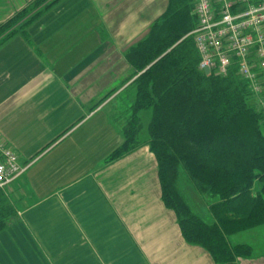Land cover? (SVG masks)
<instances>
[{
  "label": "crops",
  "instance_id": "crops-1",
  "mask_svg": "<svg viewBox=\"0 0 264 264\" xmlns=\"http://www.w3.org/2000/svg\"><path fill=\"white\" fill-rule=\"evenodd\" d=\"M29 1L1 4L17 9ZM124 1L89 2L92 15L78 37L53 41L39 28L8 37L0 136L25 171L2 189L14 214L0 228V264H221L184 236L147 140L114 155L126 141L125 110L134 102L120 98L132 91L126 80L134 72L124 52L169 0L152 11L151 0L140 9L120 6ZM240 242L252 247L251 255L227 264H264L263 246Z\"/></svg>",
  "mask_w": 264,
  "mask_h": 264
},
{
  "label": "trees",
  "instance_id": "trees-1",
  "mask_svg": "<svg viewBox=\"0 0 264 264\" xmlns=\"http://www.w3.org/2000/svg\"><path fill=\"white\" fill-rule=\"evenodd\" d=\"M42 2L22 11L50 7L38 6ZM18 22H4L0 33ZM196 24L190 0H170L147 37L128 51L127 61L134 74H140L128 86L136 95L125 110L126 141L114 155L141 143L140 112L151 110L148 136L143 138L156 155L164 200L178 213L187 241L227 264L252 253L250 245L232 243L230 237L264 225V110L253 103L247 82L234 70L221 77L198 68L190 34ZM14 29L10 35L20 30ZM131 92L120 98L132 100ZM182 178L208 200L212 221L194 213L183 194ZM5 204L0 189V228L14 214Z\"/></svg>",
  "mask_w": 264,
  "mask_h": 264
},
{
  "label": "built area",
  "instance_id": "built-area-1",
  "mask_svg": "<svg viewBox=\"0 0 264 264\" xmlns=\"http://www.w3.org/2000/svg\"><path fill=\"white\" fill-rule=\"evenodd\" d=\"M197 24L190 33L198 68L224 77L232 70L264 108V0H191ZM25 171L16 150L0 136V189Z\"/></svg>",
  "mask_w": 264,
  "mask_h": 264
},
{
  "label": "rangeland",
  "instance_id": "rangeland-1",
  "mask_svg": "<svg viewBox=\"0 0 264 264\" xmlns=\"http://www.w3.org/2000/svg\"><path fill=\"white\" fill-rule=\"evenodd\" d=\"M38 1H40V0H30L22 8L19 7L17 9H12L11 6H4L3 4H1L2 0H0V16L2 14L1 11L4 8H5L4 13L7 16L5 23H7L8 20H10V19L12 20L13 18L18 19V21H20L18 23H15L16 25L13 27V29H12V25H14V24L10 25L11 28L7 27L5 30H3L4 32L2 34L0 33L1 34L0 35V63L2 62L3 64H5V62H6L5 60H7L5 58V53H8L11 51L9 48L5 49L6 48L5 46L8 44V42L10 40V39H8V37L12 36V35H10V33H12L13 30H15L14 29L15 27L17 28V30H19L20 29L19 27H21L20 30L24 29L26 31L24 33H21V31L19 30V32L15 33L18 35L19 34L20 35L21 34H23V35L34 34L36 28H39L40 34L42 32L46 33L45 31L47 30L48 34H50V35L54 34L55 35L53 41H57V40H59V37H61V36L78 37V35L83 34L82 33L83 27L81 24H83L86 19H90L91 18L90 16L92 15V13H90L92 9H90V11H88L89 10L88 8H90L89 2L92 3L93 0H45V2H42L38 6H50L47 9H45L43 7H39L34 13H30V14H28V13L26 14V12L22 11L26 6H36L37 5L36 3ZM144 1L145 0H128V1L125 0L123 3H121L122 5H120V6L128 5L129 8H132V7L136 8L139 6L138 9H140L141 4ZM152 1L153 0H151V6H149L150 11H152L153 9L156 10L158 7H160L159 5L161 4L160 3L161 0L154 1V3ZM169 2H170V0L168 1V5H169ZM190 2H191V0H190ZM144 4H145V2H144ZM124 13H125V10L121 9V11L118 12V16H123ZM23 15H24V17H23ZM152 24L150 25V27L148 29L144 30L143 34H141L140 39L138 38L137 39L138 41L135 42L129 48V50L132 47H134L138 42H140L142 39L147 37ZM30 26H32V27H30ZM71 41L72 40L70 38V42ZM68 42H69V39H68ZM88 43L91 44L90 40L88 41ZM64 46L66 47V44H64ZM86 50H87V48H86ZM80 51H82V48L80 49ZM108 51H110V49L109 50L107 48L104 49V54L108 55V53H109ZM128 51L124 52L125 56H127ZM102 54H103V52L101 53V55ZM131 73H132V75H130L128 77V79L126 80V83L130 81L129 85H131V83L140 74V73L134 74L133 71ZM131 79H132V81H131ZM127 93L128 92H126V94ZM131 95H132L131 97L134 99V97L136 95L134 88L132 89ZM254 102L255 101L253 100V103ZM258 108L264 110V108H262V107H258ZM151 117H152L151 110L144 111V113L142 115L143 129L141 130V133H140V136L142 135L141 138L148 136L147 135L148 134L147 125H148V122L150 121ZM180 182H181V187L183 189L182 190L183 194H184L187 202L191 206L192 210L194 211V213L200 215L206 221H212V215H211L210 211L208 210L207 203H206V202H208V200L207 199L204 200L196 192L193 184H191V185H190V183L186 184V182H185V180H183V178ZM3 193H4V197L6 199L5 205H7V206H5V208L8 207L9 210L14 209L13 206L10 205V203H8V202H10V200H9L7 194L5 193V191H3ZM9 210H7V213L3 214V216H8ZM232 239L234 240V243L239 242V241L251 242V241L255 240L257 244L264 247V225H260V226L254 227L250 230H247L246 233L234 236V237H232ZM240 243H242V242H240Z\"/></svg>",
  "mask_w": 264,
  "mask_h": 264
},
{
  "label": "water",
  "instance_id": "water-1",
  "mask_svg": "<svg viewBox=\"0 0 264 264\" xmlns=\"http://www.w3.org/2000/svg\"><path fill=\"white\" fill-rule=\"evenodd\" d=\"M205 73H206V74H209V73H210V71H209L208 68L205 69Z\"/></svg>",
  "mask_w": 264,
  "mask_h": 264
}]
</instances>
